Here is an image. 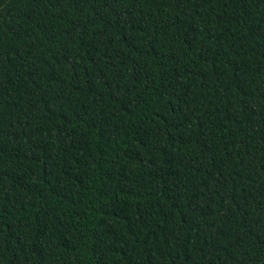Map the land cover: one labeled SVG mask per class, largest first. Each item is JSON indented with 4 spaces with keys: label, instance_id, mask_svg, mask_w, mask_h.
Wrapping results in <instances>:
<instances>
[{
    "label": "trees",
    "instance_id": "trees-1",
    "mask_svg": "<svg viewBox=\"0 0 264 264\" xmlns=\"http://www.w3.org/2000/svg\"><path fill=\"white\" fill-rule=\"evenodd\" d=\"M0 264H264V0H0Z\"/></svg>",
    "mask_w": 264,
    "mask_h": 264
}]
</instances>
